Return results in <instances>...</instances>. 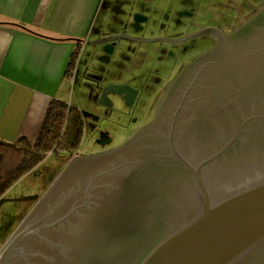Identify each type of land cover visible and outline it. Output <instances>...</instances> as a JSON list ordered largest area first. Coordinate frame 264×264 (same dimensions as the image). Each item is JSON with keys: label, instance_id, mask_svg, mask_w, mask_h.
Here are the masks:
<instances>
[{"label": "water", "instance_id": "95a60500", "mask_svg": "<svg viewBox=\"0 0 264 264\" xmlns=\"http://www.w3.org/2000/svg\"><path fill=\"white\" fill-rule=\"evenodd\" d=\"M75 191L84 205L99 194V208L66 230L81 241H66L64 264H264V7L188 65L123 144L76 157L42 196L1 199L36 203L0 264L73 221L61 199Z\"/></svg>", "mask_w": 264, "mask_h": 264}, {"label": "rangeland", "instance_id": "374dc122", "mask_svg": "<svg viewBox=\"0 0 264 264\" xmlns=\"http://www.w3.org/2000/svg\"><path fill=\"white\" fill-rule=\"evenodd\" d=\"M174 2L176 3H172L168 9L169 13L162 15L159 28L163 34L161 37H154L149 28L139 31L141 36H146L143 41L157 40L156 42L162 43V46L158 45L153 49L156 53L143 59L145 54L138 51L137 46V43H141L140 40L131 36L123 37L121 33L122 46L128 44L126 52H123V47H119L120 41L115 39L116 41L100 44L99 49L89 59L86 58L88 62H84L81 69L79 68V82L75 88L77 99H74V103L80 104L85 123L80 149L73 154H48L42 162L35 163L38 156L31 151L30 156H27L28 147L20 144L18 152H14L9 161L16 159L18 155H25L27 158L24 165H30L31 170L3 198L42 196L51 187L53 171H59L63 164L69 163L77 155L88 156L123 144L140 127L152 121L165 90L178 75L198 57L212 49L213 40H199L201 32L215 29L216 26L223 25L222 23L227 24L228 19L233 16L240 20L241 13L247 12L249 15L248 12H255L264 5V0ZM117 29L118 27L109 31ZM133 30L135 29L130 28L129 32L134 34ZM108 34L105 33V36ZM70 103L68 106H73ZM35 203V200L29 199L3 203L0 209V249Z\"/></svg>", "mask_w": 264, "mask_h": 264}, {"label": "crops", "instance_id": "0c3cea01", "mask_svg": "<svg viewBox=\"0 0 264 264\" xmlns=\"http://www.w3.org/2000/svg\"><path fill=\"white\" fill-rule=\"evenodd\" d=\"M174 1L181 0H0V140L34 145L52 101L72 102L83 116L74 103L81 65L115 39L126 52L121 33L140 40L143 59L156 53L162 43L143 41L139 31L161 37Z\"/></svg>", "mask_w": 264, "mask_h": 264}, {"label": "trees", "instance_id": "16d2710c", "mask_svg": "<svg viewBox=\"0 0 264 264\" xmlns=\"http://www.w3.org/2000/svg\"><path fill=\"white\" fill-rule=\"evenodd\" d=\"M76 56L77 53L74 57ZM73 66L74 61L72 60L71 70H73ZM84 129V119L78 109L69 107L68 104L61 101H52L38 140L34 145L25 143L23 140L18 143H7L0 140V200L19 179L30 172V165H24L27 156H30V151L36 157L38 156L35 163L42 162L45 156L47 157L48 154L52 153L65 152L73 154L82 145ZM20 144H25L28 147V155L24 152L27 156L18 155L16 159L9 161V157L11 158L14 152H18ZM12 161L15 162L10 165Z\"/></svg>", "mask_w": 264, "mask_h": 264}, {"label": "flooded vegetation", "instance_id": "af4514ba", "mask_svg": "<svg viewBox=\"0 0 264 264\" xmlns=\"http://www.w3.org/2000/svg\"><path fill=\"white\" fill-rule=\"evenodd\" d=\"M264 7V6H263ZM262 7V8H263ZM258 9L257 11H252V13L243 12L246 14H240V20H237L236 17H231L228 19L227 24L222 23L221 26L214 25L215 29H208L205 33L201 34L199 40H205V42H208L209 40H213L214 46L216 45L217 41L220 39L222 35L228 36L232 34L237 28L244 25L248 21H250L256 14L262 9ZM245 15V16H244ZM230 22V23H229ZM213 46V47H214ZM212 47V48H213ZM166 91V90H165ZM159 105V104H158ZM99 153V152H98ZM82 155H77V157H80ZM76 158V157H75ZM73 158V159H75ZM72 159V160H73ZM70 160L69 163L72 161ZM63 164L59 171H53L54 173L51 175L50 183L53 184L54 180L57 178V176L62 172V170L69 164ZM54 175V176H53ZM53 176V178H52ZM48 178V177H47ZM48 190V189H47ZM46 190V191H47ZM84 195L77 194L75 191V194L66 198L67 201H65V198L61 199L62 207L67 210L76 209V215L73 217V221L70 220L66 223L60 224L61 230L56 231L52 234V232L48 231L46 232V238L43 240H38L36 237H30L25 239L26 243L24 244L23 248L20 249V251L23 252V250H27L25 255L17 254L15 258L13 259L12 264H22V261L25 260L27 257L29 261L33 259L35 262L30 261V264H64L65 256H66V241H81L80 239L75 238H66L65 232L67 229L73 228V226H86L88 222L84 218L90 214L95 212L99 207L96 205V202L99 201L100 196L99 194H93L89 202L84 205ZM71 204V205H69ZM69 205V206H68ZM76 217V218H75ZM84 217V218H83ZM86 224V225H85ZM59 232V233H58ZM69 246L70 243H69Z\"/></svg>", "mask_w": 264, "mask_h": 264}]
</instances>
